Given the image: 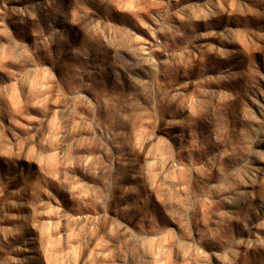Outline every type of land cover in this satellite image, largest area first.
<instances>
[{"label": "clouds", "instance_id": "obj_1", "mask_svg": "<svg viewBox=\"0 0 264 264\" xmlns=\"http://www.w3.org/2000/svg\"><path fill=\"white\" fill-rule=\"evenodd\" d=\"M0 264H264V0H0Z\"/></svg>", "mask_w": 264, "mask_h": 264}]
</instances>
